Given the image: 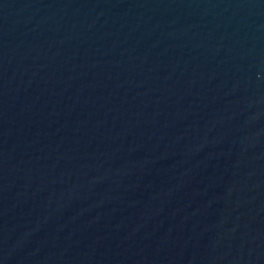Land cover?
Masks as SVG:
<instances>
[{
	"label": "water",
	"instance_id": "obj_1",
	"mask_svg": "<svg viewBox=\"0 0 264 264\" xmlns=\"http://www.w3.org/2000/svg\"><path fill=\"white\" fill-rule=\"evenodd\" d=\"M0 264H264V0H0Z\"/></svg>",
	"mask_w": 264,
	"mask_h": 264
}]
</instances>
